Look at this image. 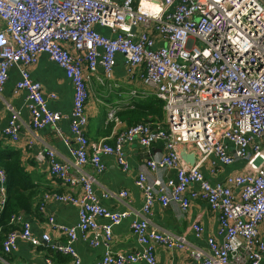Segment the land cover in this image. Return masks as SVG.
Here are the masks:
<instances>
[{"label":"built area","instance_id":"obj_1","mask_svg":"<svg viewBox=\"0 0 264 264\" xmlns=\"http://www.w3.org/2000/svg\"><path fill=\"white\" fill-rule=\"evenodd\" d=\"M103 29L110 34L101 33ZM42 54L65 72L74 88L69 116L73 139L61 137L73 162L59 161L53 150L37 155L70 188L65 194L46 195L44 200L78 208V226L57 227L66 243L53 249L80 264L75 242L81 234L92 247L106 248L95 264H157V246L183 249L184 239L150 227L154 205L176 204L187 211L193 201L201 199L218 212L223 243L210 238L208 251L193 250L186 264H261L264 0H0V100L10 72L17 69L20 80L14 94H26L35 131L66 119L49 108V100L56 96L46 95L31 78L29 68ZM119 56L129 80L144 86L141 95L152 94L163 102L165 120L124 128L113 143L94 142L87 136L88 81L100 69L104 79L112 81ZM121 110L122 106L112 107L108 120L121 125L116 116ZM18 116L12 112L4 131L14 142L19 141ZM133 142L148 150L162 144L163 151L145 161L136 180L144 205L131 228L143 251L114 254L110 249L113 228L133 214L105 208L95 191V178L83 168L90 166L101 174L106 169L103 158L114 157L127 172L124 149ZM180 145L191 146L199 162L186 164L178 151ZM211 157L223 166L243 161L247 171L212 184L200 168ZM165 170H174L176 177L164 181L148 177L149 172ZM128 196L125 190L118 193L119 198ZM6 198L7 176L0 169V219ZM100 218L109 223L98 224ZM12 221L21 230L6 236L0 260L15 251L20 240L34 247L41 241L50 244L49 235L42 240L33 235L31 224L21 214L13 215ZM193 231L198 237L203 234L200 226H193Z\"/></svg>","mask_w":264,"mask_h":264},{"label":"crops","instance_id":"obj_2","mask_svg":"<svg viewBox=\"0 0 264 264\" xmlns=\"http://www.w3.org/2000/svg\"><path fill=\"white\" fill-rule=\"evenodd\" d=\"M100 30V29H99ZM104 35H109L108 30H101ZM34 82L41 84L46 95H55L56 99L49 100V108L60 112L63 119L54 126L35 131L31 128V116L27 109L26 94L24 92L15 95L16 83L20 80L17 69L9 74V80L5 86L0 100V151L8 152L13 158H18L24 171L31 177L32 187L36 190L34 210L21 215L31 224L34 236L42 240L49 235L50 244L41 241L37 247L20 240L15 251L1 256L0 264H77L76 260L53 249L66 243V236L56 229L59 226L75 228L78 226V208L70 204L58 203L53 200L43 201L47 194H63L70 188L51 175L48 162H39L37 155L47 150H53L59 161L73 162L68 147L62 142L61 137L72 140L70 130L74 100V88L65 72L46 54H42L36 65L29 68ZM144 86L141 82H131L129 73L122 57H118L114 71V78L108 82L100 69L98 73L90 77L88 81L89 97L86 104L88 116L87 136L91 141L106 140L113 143L115 135L126 128L125 125H117L109 121L108 115L112 107L122 106L123 109L133 108L134 103L144 99L142 96ZM137 93L136 96L132 93ZM19 114V141L14 142L10 136L4 134L12 117V112ZM165 120V114H164ZM163 120V121H164ZM188 154H195L191 146H186ZM163 146L156 144L152 150L145 149L138 142L128 144L124 153L129 165L127 172H123L114 157H104L105 171L97 174L90 166L83 171L95 178V191L102 204L112 213L130 212L133 216L124 219L113 228V240L110 249L114 254H141L142 246L132 232V222L135 215L141 212L144 205L142 191L136 186L138 174L143 169L144 163L156 153H161ZM196 156V163L199 162ZM195 163V164H196ZM205 178L212 184L224 183L229 176L244 174L247 169L243 161H237L230 166L221 165L216 158L211 157L200 166ZM150 180H167L175 178L174 170L148 173ZM58 179V180H57ZM128 191L127 198H119L118 193ZM106 193L114 196L105 198ZM42 205L44 209H42ZM149 216L150 227L161 232H166L184 239L183 249H169L166 246L156 247L157 264H186L190 259V252L198 250L208 251V240L213 238L218 244L223 243L219 235V214L210 209L208 204L197 199L192 202L187 211H183L178 205L170 204L167 207L156 203ZM50 219L53 223L50 222ZM108 220L100 218L98 224L106 225ZM76 225V226H75ZM193 226L203 228V234L198 237L193 231ZM260 236L264 238V224L260 227ZM45 243V244H44ZM80 264H95L105 252V246L92 247L84 241L79 234L75 242ZM135 264H147L139 261ZM261 264H264V254Z\"/></svg>","mask_w":264,"mask_h":264},{"label":"trees","instance_id":"obj_3","mask_svg":"<svg viewBox=\"0 0 264 264\" xmlns=\"http://www.w3.org/2000/svg\"><path fill=\"white\" fill-rule=\"evenodd\" d=\"M163 105L160 99L151 94L134 103L133 108L119 111L116 116L126 128L137 124L162 122L164 120ZM0 169H3L7 176L8 196L0 219V252H2L6 236L21 230V225L14 223L12 216L34 210L37 189L34 190V186L32 187L31 177L24 171L18 158H13L8 152L0 151Z\"/></svg>","mask_w":264,"mask_h":264},{"label":"water","instance_id":"obj_4","mask_svg":"<svg viewBox=\"0 0 264 264\" xmlns=\"http://www.w3.org/2000/svg\"><path fill=\"white\" fill-rule=\"evenodd\" d=\"M134 31H135V29H134ZM178 151H179L181 158L183 159V161L186 164H188L190 166L195 165V163H196L195 154H188L187 148L184 145H180L178 147Z\"/></svg>","mask_w":264,"mask_h":264},{"label":"bare ground","instance_id":"obj_5","mask_svg":"<svg viewBox=\"0 0 264 264\" xmlns=\"http://www.w3.org/2000/svg\"><path fill=\"white\" fill-rule=\"evenodd\" d=\"M148 122V121H147ZM148 160V159H147ZM119 166V165H118ZM164 172V171H163ZM160 173V172H159ZM52 175V174H51ZM58 180V179H57ZM60 181V180H59ZM8 197V196H7ZM4 211V210H3ZM76 226V225H75ZM45 235V234H44ZM45 244V243H44ZM57 251V250H56Z\"/></svg>","mask_w":264,"mask_h":264}]
</instances>
